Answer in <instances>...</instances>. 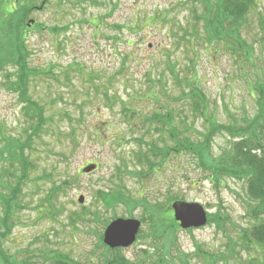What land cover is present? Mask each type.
<instances>
[{"label":"rangeland","instance_id":"obj_1","mask_svg":"<svg viewBox=\"0 0 264 264\" xmlns=\"http://www.w3.org/2000/svg\"><path fill=\"white\" fill-rule=\"evenodd\" d=\"M203 4L0 0V31L23 43V66L31 70L24 101L0 86V150L9 140L19 142L29 181L22 188L24 207L11 215L16 224L2 239L6 254L17 261L59 255L77 264H100L112 254L100 241L107 225L130 219L141 224L136 241L117 252L130 262L249 264L256 256L238 243L264 220V214H253L258 202L245 182L225 178L215 188L190 151H179L170 137L164 143L159 125L145 124L160 112L168 118V132L175 130V140L194 145L206 140L207 153L202 146L195 150L205 154L204 160L218 159L239 141L229 131L236 135L244 120L257 114L260 96L254 86H264V0H257L242 23L246 47L236 52L228 37H206ZM149 17L153 20L145 24ZM23 28L28 30L24 39L18 33ZM27 101L43 111L38 133L37 121L26 114ZM87 165L97 169L85 174ZM64 182L50 214L44 200L52 183ZM105 188L124 191V204L113 212H105L96 196ZM141 200L150 207L131 205ZM178 200L199 204L207 223L188 230L178 225L159 238L164 226L151 225L146 211L155 205L173 217L167 210ZM83 208L91 215L76 225L72 213ZM256 252L260 259L261 251Z\"/></svg>","mask_w":264,"mask_h":264},{"label":"trees","instance_id":"obj_2","mask_svg":"<svg viewBox=\"0 0 264 264\" xmlns=\"http://www.w3.org/2000/svg\"><path fill=\"white\" fill-rule=\"evenodd\" d=\"M256 2L257 0H202V3L206 4V6H204V13L201 15V17L205 16L206 19V21H203L206 25V28L204 29H206L205 32H207V29L210 30V35L206 34V37L209 38L210 41L226 39L228 37L230 41L232 40V42L236 43V45H233L234 47L231 46V49H234V52L242 51L244 47H246L242 33V23L246 21L251 9L256 6ZM7 14L9 13L4 12L6 17ZM152 20L153 17H149L145 24ZM89 23H91V21H89ZM27 31L28 30L23 28L18 33L23 38L24 36L26 37ZM6 35H8V32L0 31V76H3V81L0 82H4L0 83V86L16 92L21 101V99L25 97L26 84L28 82L27 76L31 74V70L23 66L25 58V49L24 46H22L23 43L21 44V42L17 40L12 41L14 39L13 34L10 36ZM9 67H18V70L17 72H14V74H9L8 72L3 73V71ZM192 80L195 84L198 82L197 77ZM254 91L260 96V98L258 97L257 99V114L252 118V120H244V129L241 130L243 127L238 129L239 132L236 135H234L232 131H229L228 134L239 138V141L231 143L228 149H225L223 154L217 157L218 159L214 157L209 158V156H207L204 160L205 154H203L200 149L195 150V147L199 148L202 146L203 151L207 153L208 149L204 148V144H207L206 140L199 145H194L192 142H188L187 140H175V130L172 129L168 132V118L167 116H163L160 112H154V115L149 118L145 124L159 125L156 130L158 134H160L161 141L164 143L166 139L168 140L170 137L172 143L179 151L182 149L184 150V148L186 151H190L189 153L192 157L197 160L199 168L209 173L206 177L215 188H218L219 184L221 185L222 183V179L225 178H235L239 181L245 182V188L250 194L252 192L253 195L256 196L255 199H257L258 202V207H255L252 212L257 216H260L261 214H264L263 84L257 83L254 86ZM152 97H155V95L153 94ZM192 98L196 99V97ZM106 100L110 101V98L106 96ZM26 105V114L37 121L34 129L36 130V133H38L43 126V111L35 103L27 101ZM163 108L164 107H161V110H163ZM126 112H128V110ZM125 116L130 118V115L128 114H125ZM189 143L192 146H189ZM165 152L166 150L162 149L164 157H166ZM0 162L4 163V165L0 167V264H77L75 261L67 259L68 257L63 258L59 255H47L49 257L45 258V260L44 258H41V261L36 260L38 257L33 256L32 260L35 259L36 261L31 262V256L22 261H17L15 256H10L3 251L2 239L4 234L10 233L11 228L16 224L14 217H11V215H15L24 207L21 201L22 188L26 186L29 181L27 169L28 159L24 155L22 146L18 141L9 140L8 143L6 142L5 147L0 150ZM152 167L155 168L154 166ZM153 168H151V172L154 170ZM65 185L66 182L61 185L52 183L46 196V200H44L49 203L46 211H49L50 214L55 212V207L52 204V201L56 199L55 194L62 191L64 189L63 186ZM123 193L124 191L119 192L105 188L103 190H99L96 196L100 200L99 203L102 205V208L108 213L113 212L117 205L121 203L124 204L125 196ZM133 204L136 206L150 207V204L146 200H141L139 202L132 201L131 205ZM151 209L152 210L146 211L151 221V225H158L157 227L164 226L159 231L162 233L159 238H163L165 234L174 230L173 227L179 225L172 216L169 217L168 214L164 215V213H166L165 209H160L155 205L151 206ZM167 211L171 212V209H168ZM96 213L97 212H95L94 216H96ZM88 215L90 216L91 214H87L85 208H83V210L78 214L72 213L73 219H76V225L78 221L84 219V217ZM50 219L52 220L51 217ZM162 219L168 220V222L164 225ZM102 238L100 237V241ZM238 243L242 244V246L246 249L245 252H251L253 255L256 253L254 258L251 257L248 259L247 262H250L249 264H264V254L262 251V248L264 249V220L262 222L259 221L255 226H253L248 233L240 238ZM104 249L112 254L109 257L103 258L100 264H140V262H130L123 256L119 255L117 252L120 250H111L105 246ZM256 249L261 251L262 257H260V259L258 258L260 254L256 252ZM159 264L164 263L160 262Z\"/></svg>","mask_w":264,"mask_h":264},{"label":"water","instance_id":"obj_3","mask_svg":"<svg viewBox=\"0 0 264 264\" xmlns=\"http://www.w3.org/2000/svg\"><path fill=\"white\" fill-rule=\"evenodd\" d=\"M95 169V165H89L83 169V173H90ZM78 202L82 203L83 197ZM171 210L174 220L182 230L198 229L207 223V214L199 204L178 200L171 205ZM139 228L138 221L117 219L107 226L103 234V244L109 249L130 247L136 240Z\"/></svg>","mask_w":264,"mask_h":264}]
</instances>
